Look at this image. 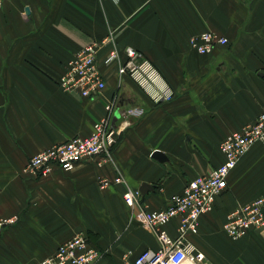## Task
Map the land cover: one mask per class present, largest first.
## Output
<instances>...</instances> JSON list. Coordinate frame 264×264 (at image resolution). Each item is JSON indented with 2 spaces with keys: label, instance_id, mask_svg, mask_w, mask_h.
<instances>
[{
  "label": "crops",
  "instance_id": "crops-1",
  "mask_svg": "<svg viewBox=\"0 0 264 264\" xmlns=\"http://www.w3.org/2000/svg\"><path fill=\"white\" fill-rule=\"evenodd\" d=\"M214 31L228 38L201 54L191 38ZM102 45L98 62L106 89L95 97L66 92L59 80L88 43ZM144 53L175 92L154 103L118 61L113 49ZM116 103L119 127L104 167L83 161L34 178L30 157L76 135H90L106 105ZM142 109L140 115L128 109ZM264 113V0H5L0 11V218L19 216L0 237V264H40L59 245L84 232L102 253L98 264H122L160 245L141 219L163 209L189 180L221 165L224 138ZM161 152L158 158L154 152ZM125 182L100 187L102 177ZM142 191L130 207L129 188ZM264 194V144H255L228 177L212 212L199 218L190 240L205 264H264V229L233 240L228 213ZM179 219L168 232L178 235Z\"/></svg>",
  "mask_w": 264,
  "mask_h": 264
},
{
  "label": "built area",
  "instance_id": "built-area-1",
  "mask_svg": "<svg viewBox=\"0 0 264 264\" xmlns=\"http://www.w3.org/2000/svg\"><path fill=\"white\" fill-rule=\"evenodd\" d=\"M5 0H0V11ZM112 38L93 41L82 48L72 59L59 80L66 92H77L85 97H95L106 89V80L98 62V53L103 44ZM228 38L214 31H207L191 38L190 44L201 54L213 52L217 45H227ZM118 61V73L128 76L145 92L154 103L171 101L175 92L164 78L162 72L142 52L128 47L122 59L117 49H113L105 63ZM116 103L106 105V116L94 124L90 135H76L71 139L51 146L30 157L24 172L32 177H44L58 168L71 171L83 161L94 162L98 167L106 166L112 159L113 148L119 136L115 126ZM128 113L140 115L142 109H128ZM257 143L264 144V113L242 130L228 134L220 144L224 162L211 172L196 176L188 181L183 191L173 194L168 205L159 210L144 208L141 213L143 223L154 229L160 243L157 249L148 248L134 260L124 256L122 264H205V254L194 244L190 234L199 232V218L213 211L216 199L228 186V177L240 160ZM101 188H109L125 182L117 176L113 179L102 177ZM139 189L129 188L124 200L130 207L140 200ZM178 218V235L173 237L166 226ZM19 221V216L0 218V237L4 230ZM225 234L239 239L253 230L264 229V194L248 202L236 205L227 215L224 224ZM102 253L94 248L86 233L80 232L58 246L53 254L40 264H98Z\"/></svg>",
  "mask_w": 264,
  "mask_h": 264
},
{
  "label": "water",
  "instance_id": "water-1",
  "mask_svg": "<svg viewBox=\"0 0 264 264\" xmlns=\"http://www.w3.org/2000/svg\"><path fill=\"white\" fill-rule=\"evenodd\" d=\"M154 155H155L156 157H158V158H161V159L163 158L161 152L155 151V152H154ZM147 186H149V185L146 184V183L142 184V186L140 187V191H141V193H142V191H143L144 189H146Z\"/></svg>",
  "mask_w": 264,
  "mask_h": 264
},
{
  "label": "rangeland",
  "instance_id": "rangeland-1",
  "mask_svg": "<svg viewBox=\"0 0 264 264\" xmlns=\"http://www.w3.org/2000/svg\"><path fill=\"white\" fill-rule=\"evenodd\" d=\"M253 231H256V230H253Z\"/></svg>",
  "mask_w": 264,
  "mask_h": 264
}]
</instances>
